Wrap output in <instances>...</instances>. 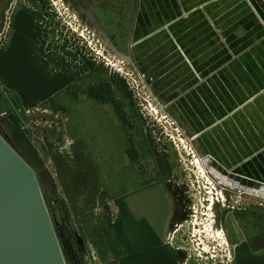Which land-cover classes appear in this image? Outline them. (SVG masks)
<instances>
[{
  "label": "rangeland",
  "instance_id": "rangeland-1",
  "mask_svg": "<svg viewBox=\"0 0 264 264\" xmlns=\"http://www.w3.org/2000/svg\"><path fill=\"white\" fill-rule=\"evenodd\" d=\"M38 1L41 18L32 20L34 41L44 38L46 45L59 48L67 58L60 66L72 79L67 77L69 83L54 92L48 101L51 109L46 101L36 106L18 101V108L10 103L8 110L0 111L6 112L0 123L18 139L19 149L34 167L51 215L53 200L64 203L70 225L88 251L83 264H118L123 252L116 226L122 211L116 205L160 178L179 192L180 220L170 226L168 237L187 264L228 262L232 243L243 232L240 212L264 202L261 196L246 192L262 188L217 174L214 157L211 177L202 174L185 146L187 140L197 141L167 97L171 81L158 84L155 79L156 67L169 65L171 52L159 54L157 63L150 62L151 69L140 71L138 78L118 64L100 40L68 19L58 1ZM154 1L142 0L141 17L147 9L156 16L159 4ZM242 25L250 27L245 19ZM109 59L123 69L109 65ZM161 73L170 76V67ZM36 114L44 120L36 119ZM124 150L130 151L129 163L124 162ZM77 170L84 173L83 181L76 182ZM244 188L245 193H238ZM156 189L150 190H160Z\"/></svg>",
  "mask_w": 264,
  "mask_h": 264
},
{
  "label": "crops",
  "instance_id": "crops-1",
  "mask_svg": "<svg viewBox=\"0 0 264 264\" xmlns=\"http://www.w3.org/2000/svg\"><path fill=\"white\" fill-rule=\"evenodd\" d=\"M37 1L21 0L20 11L3 31L0 111L10 103L18 108V101L31 106L48 102L72 79L60 66L67 59L63 52L46 45L44 38L34 41L32 20L41 18ZM155 3L156 16L143 11L136 30H141L139 39L134 33L130 45L136 67L149 71L159 54L171 52L169 65L156 67L155 79L158 84L171 81L167 97L189 126L194 146L214 157L217 174L264 191V0ZM244 19L249 28L242 25ZM168 67L170 76L162 75ZM124 153L129 163L130 151ZM151 185L116 205L122 211L116 226L123 252L118 264H187L168 237L170 226L180 220L175 188L161 178ZM249 209L240 212L249 214L251 222L241 221L242 236L232 243L229 261L216 264H264V202Z\"/></svg>",
  "mask_w": 264,
  "mask_h": 264
},
{
  "label": "water",
  "instance_id": "water-1",
  "mask_svg": "<svg viewBox=\"0 0 264 264\" xmlns=\"http://www.w3.org/2000/svg\"><path fill=\"white\" fill-rule=\"evenodd\" d=\"M140 0L131 2L125 35L109 36L96 18L94 32L106 49L140 77L130 45ZM223 192H227L224 190ZM79 241L84 239L74 231ZM0 264H68L55 221L34 169L0 133Z\"/></svg>",
  "mask_w": 264,
  "mask_h": 264
},
{
  "label": "flooded vegetation",
  "instance_id": "flooded-vegetation-1",
  "mask_svg": "<svg viewBox=\"0 0 264 264\" xmlns=\"http://www.w3.org/2000/svg\"><path fill=\"white\" fill-rule=\"evenodd\" d=\"M20 1L21 0H0V49H2L4 43L6 42L5 39H2V34L4 33L3 31L6 29V27L9 28L10 26L9 20L11 19L12 15L17 11H20L19 10ZM56 1H58V3H60L62 8H64L65 10L64 13L67 12L66 17H68V19L73 20L74 24H76L78 28H82L86 30L89 36L91 35L93 36V38L97 40L99 39L96 33L94 32V24L92 22V20L96 18L101 22L103 30L109 36L125 35L128 30V23L126 22V20L127 17H129L130 14L132 13L131 2L133 0H56ZM29 3L33 4V0H29ZM141 3L142 0H140L138 6V13L135 18L134 33H136L138 23L140 21ZM48 108L51 109V106ZM34 112L36 111L32 110L31 113ZM36 119L44 120V118L41 115L37 116V114H36ZM174 192L177 195L176 198L178 202H180L181 204V199L178 195L179 193L178 190ZM227 196L229 197L230 194L227 193ZM225 199L227 200L226 197ZM53 204L54 205L51 207V210L53 213L54 220L56 222L57 229L62 238L67 259L70 262V264H83L84 263L83 261L88 253L86 245H83L79 241L78 237L76 236V233L74 232L75 230L70 225V221L68 220L67 217V212L64 209V203L60 202L58 199H55L53 200Z\"/></svg>",
  "mask_w": 264,
  "mask_h": 264
},
{
  "label": "built area",
  "instance_id": "built-area-1",
  "mask_svg": "<svg viewBox=\"0 0 264 264\" xmlns=\"http://www.w3.org/2000/svg\"><path fill=\"white\" fill-rule=\"evenodd\" d=\"M113 59H114V57H113ZM113 62H114L113 60L109 59V65H112L113 66V65L120 64L123 68H126L123 65V63L120 62V61L117 62L118 64H113ZM121 66H119L120 67L119 70H122L123 69ZM5 115H6V112L1 113L0 114V117H4ZM181 142H185V140L181 139ZM185 146L189 148V150H190V153L189 154L191 155L192 159L197 162L198 168L200 169V171L202 172V174H204V173L207 174L208 173L207 176L208 177H211L210 170H212V168H211L210 163L212 162V157L209 156V155H207V156L205 155L204 157L202 155H200V153L198 152V150L194 146V143H193L192 139L187 140ZM213 181H212V184H216V183H214L215 181L214 182ZM216 186H217V184H216ZM223 190H227V189H223ZM245 192H246V190L244 188V189H240L238 193H245ZM246 193H251V195L261 196L262 198H264V191L262 189H256V188H254V192H246ZM212 206L213 205H212V203L210 201V208ZM171 241H173V238H171Z\"/></svg>",
  "mask_w": 264,
  "mask_h": 264
},
{
  "label": "trees",
  "instance_id": "trees-1",
  "mask_svg": "<svg viewBox=\"0 0 264 264\" xmlns=\"http://www.w3.org/2000/svg\"><path fill=\"white\" fill-rule=\"evenodd\" d=\"M7 128L8 127H5L4 125H2L1 123H0V133L2 134V135H4V136H6L11 142H12V144H13V146L15 147V149L20 153V155L29 163V165L32 167V168H34L32 165H31V163H30V161L27 159V157L22 153V151L19 149V147H18V145H17V141L16 140H18L17 138L15 139L13 136V134H12V136H11V134H9V132H8V130H7ZM81 142V141H80ZM82 143H87V141H85V142H82ZM109 148H108V146H107V150H108ZM83 155H84V153H83ZM92 159H94V158H92ZM93 164V163H92ZM93 167L94 168H96V166H94V164H93ZM83 169H85V167L83 168ZM97 169V168H96ZM97 172H98V169H97ZM84 173L82 172V171H79V170H77V175H75L76 176V182H78V180L79 181H83L84 180ZM240 215H242V214H240ZM241 217H244L243 219H247V222H248V224L250 225V222H251V216L248 214V215H245L244 214V216H241ZM262 235H264V234H262Z\"/></svg>",
  "mask_w": 264,
  "mask_h": 264
}]
</instances>
